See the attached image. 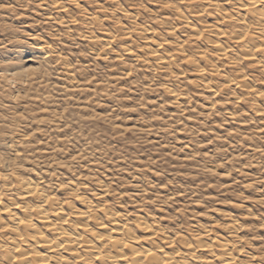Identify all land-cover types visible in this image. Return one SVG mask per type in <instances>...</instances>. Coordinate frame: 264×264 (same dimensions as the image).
I'll list each match as a JSON object with an SVG mask.
<instances>
[{
  "label": "rangeland",
  "instance_id": "obj_1",
  "mask_svg": "<svg viewBox=\"0 0 264 264\" xmlns=\"http://www.w3.org/2000/svg\"><path fill=\"white\" fill-rule=\"evenodd\" d=\"M230 5L0 0V183L11 189L2 201L37 204L14 192L30 180L65 212L87 207L106 222L104 200L165 237L232 234L241 264L250 254L264 264V58L247 59L223 34L238 28L222 20ZM159 42L168 68L149 52Z\"/></svg>",
  "mask_w": 264,
  "mask_h": 264
},
{
  "label": "bare ground",
  "instance_id": "obj_2",
  "mask_svg": "<svg viewBox=\"0 0 264 264\" xmlns=\"http://www.w3.org/2000/svg\"><path fill=\"white\" fill-rule=\"evenodd\" d=\"M223 3L224 6H229V4H231L230 7H234L233 9H236V11L232 12L233 9H230L232 10L230 13L228 12L226 15L222 13V20L235 17L238 23V28L236 30L223 34H228L227 39L231 41L236 50L241 49L245 51L243 55H245L247 59L248 57L253 59V56H256L255 54L257 53H261V55H263L262 58H264V4L261 3V0H223ZM62 11L64 10L62 9ZM246 16H248L247 19ZM210 26H213V24L206 27L212 30L215 29ZM253 27L256 31H253L252 34L248 33ZM141 31L144 33V30ZM196 35H200V32ZM107 36L108 35H105L101 39L105 44H107V40H109ZM213 43L215 53L220 54L222 57L228 54L229 50L227 47L219 45L217 41ZM160 45L161 42L157 45H152V47L150 46L151 51L149 52L153 56L160 55V57L158 59L155 58V60L160 64L161 69L166 68V66L168 68L169 63L167 62L171 59L169 56L163 55L162 49L160 51ZM164 45L167 44L164 43ZM131 56L133 55L129 57ZM256 61L258 63L259 59ZM226 82L231 83L228 80ZM235 84L243 86L240 81ZM247 88H250V86ZM169 92L172 93L171 90H169ZM4 177H1V179ZM6 179L5 177L2 180ZM24 182H20L22 184L19 183L20 186L18 189H16L18 185H14L15 188L12 186L14 190L16 189L13 191L22 199L32 198L33 196L37 204L30 206L24 203L25 201L23 202V200L22 206L18 205V203L12 204L3 202L1 189L3 190L4 187V189H8L9 184L6 186L7 183H0L2 184L0 185V264L242 263L235 256L236 254L240 256L239 252L241 247L238 248L236 246V241L234 242L233 238L237 236L233 237L232 234L229 235L231 237H226V239L218 237L216 240L203 236L207 231L199 232V228H196V232L198 231L197 237H199L196 238V241L193 239L194 242H191L194 244L193 248L191 247V243L185 241L183 238H178L177 240L175 236L165 237L166 235L163 234L162 236L159 233L163 232V230L157 228L154 224H149L148 221L142 217H136L130 222L131 224H127L129 221L125 219L123 215L117 212L111 213L109 210L100 208L101 206L104 207V205H101V202L104 200L100 202L95 200L98 205H94L97 206V209L95 208L96 211L107 219V221L105 220L106 222H98V214H91L92 216H90V210L88 211L85 206H87V204L91 205V202L89 203L87 201L88 203H86V201L82 199L81 208L85 207V210L83 209L84 211L78 209V211H74L75 209L72 210L73 208L71 209L70 207L69 210H67L68 212H65L63 208L56 207L57 203L53 201L55 198L52 199L53 197L51 196V198L49 195H45L43 190H38V183H32L30 180L29 182ZM10 183L14 184L13 182ZM76 188L77 187L74 186V188H71L70 192L77 191ZM102 193L104 194L105 192L102 191ZM100 195L97 197L102 198L103 196ZM49 198H51L52 201L51 203L49 202V208H47V206L45 208V205H48L46 203L49 201ZM99 198L98 200H100ZM99 208L100 210H98ZM49 212L52 214V217H50ZM30 214H32V216H30ZM32 217H35L38 221L33 223ZM228 221L230 222V219H228ZM66 222H68V225H65ZM235 224L237 223L235 222ZM224 225H226V223ZM71 226H73L74 229L71 228ZM42 227L45 231L48 230V237H45L43 234ZM226 227L230 233L234 232L233 230L235 228L232 224L227 223ZM135 228L142 234L143 240H140L141 237L134 234L133 230ZM175 239L178 241L176 246L173 243ZM213 245L217 250L216 253L212 250ZM195 249L200 250L199 256L196 255ZM200 254L209 255L208 258H205L203 261L202 259L204 257L200 256ZM251 258L252 261L248 262V264H253V256L250 254V259Z\"/></svg>",
  "mask_w": 264,
  "mask_h": 264
},
{
  "label": "snow or ice",
  "instance_id": "obj_3",
  "mask_svg": "<svg viewBox=\"0 0 264 264\" xmlns=\"http://www.w3.org/2000/svg\"><path fill=\"white\" fill-rule=\"evenodd\" d=\"M261 3L264 4V0H261ZM262 95H264V94H262ZM21 223H23V222H21Z\"/></svg>",
  "mask_w": 264,
  "mask_h": 264
}]
</instances>
